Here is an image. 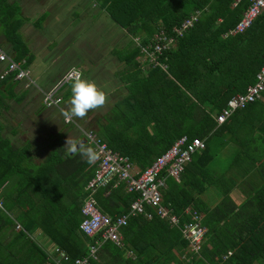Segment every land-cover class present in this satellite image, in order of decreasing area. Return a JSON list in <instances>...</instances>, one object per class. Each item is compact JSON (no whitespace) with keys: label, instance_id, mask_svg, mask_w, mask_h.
I'll return each instance as SVG.
<instances>
[{"label":"trees","instance_id":"trees-1","mask_svg":"<svg viewBox=\"0 0 264 264\" xmlns=\"http://www.w3.org/2000/svg\"><path fill=\"white\" fill-rule=\"evenodd\" d=\"M234 1H100L99 7L118 27L125 28L132 37L139 36L138 54L141 47L152 44L154 33L164 30L172 34L174 26L180 25L195 10L201 11L193 26L182 36L175 37V46L159 55V59L166 62V69L150 62L147 75L139 81L137 89L147 95L169 97L165 100V114L150 112V116L157 124L155 128L164 125L166 132L170 130L171 144L183 134L204 140L205 147L186 164L181 180L167 178L162 198L179 216L180 226L189 220L184 210L192 207L200 212L207 231L199 252H194L180 228L170 225L167 218L132 216L119 229L124 247L105 240L99 246L97 258L87 264H264V91L261 99L235 111L223 123L218 124L215 119L232 95L244 91L255 81L264 56V11L243 32L224 35L235 27L248 4L247 0L233 4ZM0 20L5 26L13 27V21L5 17L3 11ZM7 37L12 44L11 52L7 53H13L11 56L16 61L25 59L27 65L29 51L17 34V26ZM148 50L151 51L150 47ZM133 92H137L135 88ZM161 100L142 103L151 104L150 110L154 104L161 110ZM147 113L148 110L142 111L134 121L129 118L135 125L129 124L128 129L145 128ZM115 116H108L110 122L98 125L96 132L100 136L109 135V146L128 154L134 168L141 172L152 159L149 160L145 151L137 149L138 143L131 142L132 136L119 131V139L115 137ZM100 128H107V132H101ZM228 133L234 141L247 142L246 150L250 153L233 158L228 171L233 169L235 173L225 175L226 170L210 173L207 166L214 153L209 141L214 135ZM51 144L45 162L23 164L14 162L15 148L0 138V189L6 181L10 183L9 195H3L2 206L5 203L12 210V203H16L17 212L8 219L12 222L15 219L23 227L8 243L0 245V264H56L55 259L51 260L29 237L34 230L43 233L54 247L67 252L70 261L63 264H72L75 258L87 255L89 245L97 238L87 236L79 227L81 207L88 196L85 186L96 163H86L76 151L69 154L60 140L55 139ZM5 149L9 151L7 156L3 155ZM13 176L18 178L14 181ZM212 185L218 200L206 204L201 195ZM235 188H239L241 196L232 195ZM137 196L136 192L127 191L125 183L101 187L94 193L99 209L112 218L126 212ZM127 250L132 254L127 255ZM228 251L231 254L224 258Z\"/></svg>","mask_w":264,"mask_h":264},{"label":"crops","instance_id":"crops-1","mask_svg":"<svg viewBox=\"0 0 264 264\" xmlns=\"http://www.w3.org/2000/svg\"><path fill=\"white\" fill-rule=\"evenodd\" d=\"M100 1L0 0V17L3 11L4 16L13 21L12 26H17V34L29 51L30 60L27 65L25 59L20 62L31 72L41 89H49L69 68H77L83 78L94 81L108 97L107 103L102 108L89 112L84 119L74 118L76 124L66 125L58 108H47L43 105L41 92L35 86L27 87L22 81L12 78L0 79V138L9 141L15 148L13 151L17 153L16 156L11 154L14 162L19 161L23 164L27 161L34 164L45 162L52 149L51 142L55 139L62 141L64 149L68 151L69 148L65 146L67 138L74 141L85 138L81 129L93 130L101 141L114 150L107 143V139H110L109 135L100 136L96 132L98 125L102 126L110 122L108 116H113L110 112L113 107L117 111L115 137L119 139V133L123 129L126 136H132V143H138L137 149L146 152L149 160H153L163 148L171 144L170 130L166 132L163 129L164 125L162 128H155L157 124L150 116V112L151 114L160 112L164 115L165 100L169 97L154 93L147 95L137 89L139 81L147 75L146 68L150 62L163 69H166L167 65L162 67L160 64L166 62L161 61L159 56L152 58L151 51L148 50L149 47L152 50L151 45L141 47V53L138 54L136 51L140 46L139 36L132 37L125 28L120 27L121 29L117 31L115 28H108L111 32L103 33L101 27H96L93 16L100 15V12L93 13V16L91 12L93 9L96 12L100 10L98 7ZM93 4L98 8H92ZM196 11L200 10L194 12ZM14 14L18 16L12 17ZM107 17V14H102L101 20L107 21ZM13 27L5 26L0 20V45L9 53L12 44L7 33L9 34ZM2 68L3 65L0 64V71ZM134 88L137 92H133ZM59 94L62 96L59 107L67 109L71 95L68 83L61 87ZM158 99H162L163 102L159 104L163 106L161 110L155 104L150 110L148 106L151 104L142 103L143 101L155 103L159 101ZM146 110H148L146 114L148 118L144 120L145 128H137L138 131L129 130V124L135 125L129 118L131 120L134 118V121L142 115V111ZM100 130L107 132V128ZM133 132L138 135L133 136ZM8 153L6 149L3 150V155L7 156ZM8 162L6 160L4 163L7 165ZM17 178L18 176L12 177L14 181ZM180 180L181 178L177 179ZM9 186L10 183L6 181L1 187V201L3 195H9ZM214 188L213 185L208 187L201 195L206 204L217 202L218 197L214 194L217 191ZM3 189L5 191H2ZM236 190L239 189L235 188L234 195L238 194ZM12 204L13 208L10 211L16 214L18 206L14 202ZM16 223L20 225L19 228L16 227ZM22 229L20 222L15 219L6 223L0 216V245L8 243L15 233L18 234ZM37 231L40 232L39 230L32 232L37 233ZM42 239L46 240L47 237L44 236ZM37 244L43 248L41 243L37 242ZM120 244L123 246L121 240ZM46 253L54 261L53 252L46 251ZM126 254L131 255L132 252L127 250Z\"/></svg>","mask_w":264,"mask_h":264},{"label":"built area","instance_id":"built-area-1","mask_svg":"<svg viewBox=\"0 0 264 264\" xmlns=\"http://www.w3.org/2000/svg\"><path fill=\"white\" fill-rule=\"evenodd\" d=\"M235 0L233 4H236ZM248 5L245 8L240 20L234 28L229 29L224 35L243 32L251 26L254 19L264 11V0H247ZM200 11L192 13L185 18L180 25L174 26L172 34L159 30L153 37L151 44L152 58L155 59L164 50L171 48L175 43L176 36H182L186 30L191 28L198 20ZM155 62H157L155 60ZM158 63V62H157ZM0 64L3 65L0 71V79H6L10 76L13 80H19L25 86H35L41 92V100L45 107H56L62 113L59 104L62 96L59 91L69 80L81 76L82 73L77 68H69L49 89H41L31 72L22 65V62L16 61L0 45ZM162 67L166 64L161 63ZM264 91V56L263 61L255 74V81L249 84L246 89L231 96L226 105L215 115L218 124L226 121L235 111L246 108L249 104L261 99ZM62 121L66 125L76 124L75 119H67L62 114ZM88 145L95 148L98 158L95 161V169L92 177L88 180L85 189L88 196L84 199L81 214L82 219L79 227L81 231L89 237H96L95 241L88 247V254L77 257L72 264H87L90 259L97 258V252L100 244L109 240L117 245L120 244V227L127 224L129 217L143 215L150 219L154 215L167 218L172 226L180 228L182 236L188 240L190 250L199 252L204 239L207 227L201 221V214L197 209L187 207L184 213L189 220L181 226L180 218L174 214L172 207L165 205L162 198V190L167 187V178L178 179L183 173L185 166L192 160L193 155L205 147L204 140L200 137H188L183 134L179 136L171 146L156 156L152 162L141 172H138L133 165V161L127 155H123L110 149L106 143L100 140L99 136L91 129H81ZM120 183L126 184L129 192H136L138 196L130 203L128 210L120 216L112 218L107 213L101 211L97 205L94 193L101 187H117ZM0 206L2 202L0 200ZM16 227L20 225L17 223ZM231 254L230 251L224 255V258ZM56 264H63L70 261L67 252L55 246L53 249Z\"/></svg>","mask_w":264,"mask_h":264},{"label":"rangeland","instance_id":"rangeland-1","mask_svg":"<svg viewBox=\"0 0 264 264\" xmlns=\"http://www.w3.org/2000/svg\"><path fill=\"white\" fill-rule=\"evenodd\" d=\"M98 7L94 5L92 8H96L97 9ZM93 11L91 12L92 16H93V13L95 14V13H99L100 12V15L93 16V19L95 20L96 27H101V30H102L103 33H105V32H111L108 28H115L116 31L118 29H121L109 17V15L107 14V12L102 11L101 8L97 12L95 11V9H93ZM102 14H107L108 15V17H107L108 20L106 19L107 21L101 20ZM16 16H18V15H15L14 14L12 17H16ZM111 24H112V27H111ZM110 112H111V115H115L116 112H117L116 111V108H114V107L111 108V111ZM130 130L138 131L137 128H130ZM122 132H124L123 129H122ZM133 133H134L133 136L138 135L135 132H133ZM239 136H240V134H239ZM241 136L243 137L244 134L241 133ZM230 137H231V134L228 133L225 136H222V135H214L210 139V141H209L210 149H211V152L214 153L213 159L211 160L209 166H207V170L210 173L211 172H214V173L222 172V173H224L225 172L224 169H226V172L224 173L225 175H230L232 173H235L233 169H231L230 171H228V167H229L231 161L233 160V158L236 157V156H238V155L240 157L241 155H246V154L250 153V151H247L246 150V144H247V142H244L243 140L234 141V140L230 139ZM222 140H226L227 142L222 141ZM223 145H224V148H223ZM221 151H222V153H221ZM208 168H210V169H208ZM237 191H239V190H236V192ZM234 192H235V189L232 191V195L233 196H234ZM237 193H238L237 195H240V194L242 195V193L240 191L237 192ZM1 199L3 200V198H1ZM0 208H1L0 209V216L3 218V220L6 223L11 222L8 219V216L11 219L12 217H14L13 216V213L7 208V206L5 205V203L3 204V206H0ZM16 234L17 233H15V235ZM30 235H31V238L35 242L41 243V245L43 246V249L44 250H46L47 252L50 251V253L53 252L54 244L48 238L46 239L47 241L45 239L43 240L42 237L45 236L43 233L37 231V233H33L32 232ZM0 239H1V237H0Z\"/></svg>","mask_w":264,"mask_h":264},{"label":"clouds","instance_id":"clouds-1","mask_svg":"<svg viewBox=\"0 0 264 264\" xmlns=\"http://www.w3.org/2000/svg\"><path fill=\"white\" fill-rule=\"evenodd\" d=\"M67 83L71 95L68 108L61 110L65 118L84 119L89 112L102 108L107 103L106 92L94 81L77 76ZM65 146L74 149L88 164H93L98 158L97 151L90 145L67 138Z\"/></svg>","mask_w":264,"mask_h":264},{"label":"water","instance_id":"water-1","mask_svg":"<svg viewBox=\"0 0 264 264\" xmlns=\"http://www.w3.org/2000/svg\"><path fill=\"white\" fill-rule=\"evenodd\" d=\"M85 140H86L85 138H81V139L78 140V141H79L80 143L85 144ZM74 151H75L74 149H69V150H68V153H69V154H72Z\"/></svg>","mask_w":264,"mask_h":264}]
</instances>
